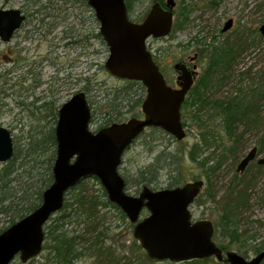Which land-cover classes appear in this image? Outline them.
<instances>
[{"label":"rangeland","instance_id":"rangeland-1","mask_svg":"<svg viewBox=\"0 0 264 264\" xmlns=\"http://www.w3.org/2000/svg\"><path fill=\"white\" fill-rule=\"evenodd\" d=\"M155 1L126 0L130 19L143 20ZM175 1L172 33L161 39L151 37L147 42L161 72L172 86L179 75L174 68L176 63L198 65L196 83L181 111L187 137L176 141L161 128L147 129L126 149L120 171L130 182L126 190L137 195L144 186H150L145 180L137 183V175L155 162L158 153L168 149L176 155L179 149L183 150L179 169L185 183L200 179L205 182L190 208L193 220L214 222L215 242L221 248L222 244H231L229 248H223L224 252L233 250L251 258L257 255L254 248L264 241V169L259 168L257 159L243 173L237 172V168L254 147L258 148L259 158L264 156V35L260 31V25L264 23V0ZM161 2L165 4L168 0ZM1 8H20L27 15V21L12 41L4 42L0 38V126L11 131L13 143L24 154L23 166L11 184L15 189L11 191L32 186L33 192H37L41 179L48 178L45 175L47 164L43 162L57 150V146H50L41 155L32 148L31 141L35 145L34 142L56 126L49 113L39 109V105L53 100L59 107L72 95L85 91L93 109L90 130L98 131L105 126L103 113L109 110L104 96L110 98L114 92L128 94L116 104L122 118L129 119L135 111L140 116L143 100L136 101L145 98L147 88L144 85V91L141 82L130 83L108 71L105 63L110 55L109 46L97 34L101 24L87 0H0ZM229 19H233V24L223 31ZM226 44H231L236 54L230 71L225 73L226 79L218 83L215 81L218 74L214 73L211 83L201 86L200 79L211 66V55ZM195 58V63H190L189 60ZM67 78L69 82L65 85ZM200 93L203 94L201 97L207 98L201 110ZM229 102H237L238 113L244 112L243 119L232 122L233 135L229 134L226 114L222 110ZM204 138L207 139L205 143ZM235 143L237 146L232 147ZM199 145L202 149L198 147L200 152L194 160L189 152ZM55 155L56 158L57 153ZM174 161L176 163L177 159ZM4 164L0 162V172ZM172 168H176V164ZM174 175L160 169L158 181L151 187L168 188ZM243 182L249 184L251 201L241 217L240 237L232 243L225 231L228 227L225 228L223 222L226 224L227 221L224 207L233 185H243ZM105 192L97 177L85 178L67 192V208L52 216L53 219L63 213L69 215L58 233L65 232L76 238L83 252L71 264H223L213 257L190 263L187 261L194 259L157 262L149 258L133 235L135 225L127 216L123 217L120 208L107 202L108 193ZM88 201L96 205L89 204L95 219H89L86 214ZM9 202L6 200L5 205ZM1 211L0 233L11 222V212ZM142 213L143 217L148 215L147 210ZM218 230L220 233L216 232ZM99 232L104 236V242L90 250ZM45 239L44 244L49 245L50 237L46 235ZM48 251L44 248L40 256L33 258L34 264L44 262ZM31 263L16 258L12 264Z\"/></svg>","mask_w":264,"mask_h":264},{"label":"water","instance_id":"water-1","mask_svg":"<svg viewBox=\"0 0 264 264\" xmlns=\"http://www.w3.org/2000/svg\"><path fill=\"white\" fill-rule=\"evenodd\" d=\"M87 2L96 12L100 33L109 46L110 55L105 63L108 71L120 79L139 81L147 88L142 103L144 118L133 116L95 132L90 130L92 109L84 91L72 95L59 107L54 179L44 190L38 208L0 233V264H12L16 258L28 263L41 255L46 240L45 226L63 209L66 193L93 176L102 183L109 201L117 204L135 225L133 235L154 261L183 262L213 257L229 264H261L264 249L251 258L233 250L224 252L214 240V222L193 220L190 208L203 190V179L158 190L147 185L135 196L127 192V182L119 171L126 149L147 129L161 128L180 141L187 137L181 109L195 84L196 65L190 69L186 62L176 63L179 87H173L167 83L147 45L151 37L161 39L172 33L176 1L168 0L167 8L161 2L154 3L140 23L129 18L126 0ZM25 18L17 8H1V40L10 42ZM232 24L233 19L227 20L223 31ZM260 31L264 35V23ZM257 151L254 147L242 158L237 172L243 173L255 159L264 166V156L259 158ZM13 157V135L7 127L0 126V162L7 163ZM144 209L148 215L143 217Z\"/></svg>","mask_w":264,"mask_h":264},{"label":"trees","instance_id":"trees-1","mask_svg":"<svg viewBox=\"0 0 264 264\" xmlns=\"http://www.w3.org/2000/svg\"><path fill=\"white\" fill-rule=\"evenodd\" d=\"M97 34L101 38L103 37L102 33L97 32ZM232 47L233 46H231V44H226L220 49L217 48L216 52H214V54L211 55V58H210V60L212 61L210 64L211 66L206 70V73L202 77V79H200L201 86L206 87L207 85H209L213 79V76H215L214 73L218 74L217 78L215 79V81H218V83H222L226 79L225 73L230 71L233 61L235 60L234 57L236 56V54L234 53V49H232ZM214 70H216L217 72H215ZM128 82L140 83L139 81H135V80H132V81L128 80ZM142 88H144L143 90L145 91L144 85H142ZM202 95L203 94L200 95V99L198 103L200 110H201V107L204 106L205 102H207V98L201 97ZM104 97H106L104 98L106 99V103H107L106 105L107 106L109 105L108 106L109 110L103 113L104 119H106V122L104 124L105 126L111 125L113 122H123L124 120L128 119V118L127 119L122 118L120 107L119 105L116 104V102H118L119 100L122 101V99L128 97V94L126 93L120 94L119 92H114L110 98L107 96H104ZM142 100H144L143 97L136 102H141ZM233 101H236V100H233ZM54 102L55 101L53 100H46L41 105H39V109L49 113V115L51 116L50 118H52V121L57 124L59 107L55 106ZM186 102H187V99L185 103ZM89 103L91 106V101ZM185 103H184V106L186 105ZM231 105H232V108H230ZM237 105H238L237 102L236 103L234 102L225 103L222 109L223 112L226 114L225 115V118H227L226 124H228L227 125L228 131H229V134L231 135H233L232 127L234 124L232 122H235V121H238L244 118L243 117L244 112L238 113ZM91 109H92V106H91ZM133 116H139L138 112L135 111L133 115L130 116V118H132ZM55 128L56 126L51 127L48 130V133L44 135L42 139L39 138L37 142H34L35 145H33V141H31L32 148L35 149L36 151L38 150V152H40L41 155H44V152L48 151L50 146L56 147L57 142H56ZM173 138L176 140L175 137ZM205 142H207L206 138L203 139V143ZM235 146H237L236 143L232 147H235ZM198 147H199V150L202 149V147L199 145L190 150L189 152L190 158L194 160L197 159V156L199 155V152H200L198 150ZM55 154L56 153H54L53 151L50 159L43 162L47 164L45 175H48V178L41 179L42 183L40 184V189L37 192H33L32 186L30 188L29 187L21 188L13 192L14 190L11 191V189H15V187L12 186L11 184L14 180L17 179L16 176L19 170L21 169V167L23 166L22 165L23 162L21 159H23V156H24V154H22L21 149L18 146L16 147L14 144V157L3 165L4 167L2 168L0 172V204L2 205L0 209L2 210L1 212L7 213V214L11 212V218H10L11 222L8 227H10V225H12L13 223L19 221L20 218L30 214L33 210L38 208V206L41 204L42 199H43L42 194L44 190L47 189L49 186H51V183L54 179V174H52V172H53L54 161L56 159ZM182 154H184V151L181 149H179L176 152V155L173 154V152L168 151V149H164L163 151H161L160 153L156 155L155 162H153L151 165H148L144 170H141L138 173L137 180H136L137 183L143 182V180H145V181H148L151 187V185H153L154 183H157L158 181L157 176H158V172L160 171V169H166L170 173V175L175 173L174 176H171L172 182L169 183L168 188L177 187L181 184H184L185 181L183 177L181 176V173H180L181 170L179 169L181 166V162H182V159H180V156H182ZM174 158L177 159L176 163L174 161ZM175 164H176V168H172V166ZM258 166L259 168L264 169V166L259 165V164ZM123 178L125 179V182H127V186H126V189H127L128 186L130 185V182L128 181L126 175L125 176L123 175ZM235 186L236 185H233V188L231 189L228 197L226 198L227 199L225 203L226 206L224 207L225 208L224 218L227 220L226 224H225V221H223L225 228L228 227L226 228L225 231H227V235L231 238L230 242L232 241V243L235 242V240L240 237V232L238 229H239V225L242 220L241 217L243 213L245 212V210L249 209V205L251 201L250 195L248 193V189L250 187L247 182H243V185L241 184L239 186H236L238 188H235ZM151 188L154 190H157L154 187H151ZM19 192L21 193L19 194ZM8 199L10 200V202H9V205L6 206L5 201ZM107 202L114 205V207L120 208L117 204H114L110 202L109 200H107ZM89 204L92 205L90 202L88 203V207L86 206L87 207L86 211L88 210V212H86V214L89 219H95V216H96L94 214L95 212L93 211V207H90ZM63 206L64 207L61 210V212H63V210L67 208L66 203H64ZM92 206H96V205H92ZM121 214L123 215V217H126V214H124L122 210H121ZM68 216H69L68 214L63 213L58 217H55L53 219L51 218L50 219L51 222L49 224L48 223L46 224L45 226L46 235L50 237L51 242L49 243V245H45V244L43 245V249L47 248L49 249V251H48V254H46L44 257L45 261L39 262L38 264H71L78 257L83 255V252L79 248V244L77 243L76 238L69 237L68 234H66L65 232L62 234L58 233V231L61 230V228L63 227L64 223L69 219ZM95 228H87V229L94 230ZM217 228H220V225H217ZM216 232L220 233L219 230ZM101 235H102L101 232H99L96 235V240L90 246L89 248L90 250L97 246H102L104 242L103 240L104 236H101ZM105 238H107V236H105ZM230 245L231 244L228 243L225 245L222 244L221 246L224 249L225 248L227 249L230 247ZM262 249H264V241L261 242L260 245L255 247L253 251H255V253L257 254V252H260V250ZM100 250L101 249L99 248V251L98 250L97 251L100 252ZM244 256L246 257V255ZM208 260H210V258H204L202 261H208ZM197 261L198 260L194 259L193 261H187V262L190 263V262H197ZM30 262H32L31 264H34L36 261L35 259H33V260H30ZM222 263L228 264L226 261ZM261 264H264V260Z\"/></svg>","mask_w":264,"mask_h":264},{"label":"flooded vegetation","instance_id":"flooded-vegetation-1","mask_svg":"<svg viewBox=\"0 0 264 264\" xmlns=\"http://www.w3.org/2000/svg\"><path fill=\"white\" fill-rule=\"evenodd\" d=\"M156 2H159V3H160L161 0H157V1H155V3H156ZM161 4H162V2H161ZM162 5H164V6H163L164 8H167V7H166V6H167V3H165V4L163 3ZM5 9H9V8H5ZM17 9H19V10L21 11L22 14L26 15L25 10H23V9L21 10L20 8H17ZM129 18H130V16H129ZM26 21H27V15H26L25 20L22 22V25H23V23L26 22ZM132 21H135V20H132ZM140 21H142V20H140ZM140 21H135V22L140 23ZM22 25H21V26H22ZM21 28H22V27H21ZM21 28H20V29H21ZM20 29H18L17 31H19ZM17 31H16V32H17ZM16 32H15V33H16ZM15 33H14V35H15ZM14 35H13V36H14ZM13 36H12V37H13ZM68 36H69V35H68ZM13 38H14V37H13ZM13 38H12V39H13ZM102 38L104 39V37H102ZM11 41H12V40H11ZM147 41H148V40H147ZM70 44H71V43L68 44L69 47L71 46ZM147 45H148V43H147ZM65 47H66V46H65ZM148 49H149V48H148ZM152 53H153V52H152ZM154 56H155V54L153 53V58H154ZM9 59H10V58H9ZM154 60H155V58H154ZM195 60H196V58H195V59H190L189 61H190V63H195ZM155 61H156V60H155ZM186 64H187V66H188L190 69H194V67H195V65H196V71H197V68H198L197 63H195V64H189L188 62H186ZM71 76H72V75L70 74V78H72ZM68 82H69V78H67V79L65 80V85H68ZM71 83L73 84V81H72ZM167 83H168V82H167ZM175 83H176V81H175ZM178 86H179L178 83H176L175 86H173V87H178ZM84 92H85V91H84ZM187 94H189V92H188ZM86 95H87V94H86ZM68 99H69V98H68ZM186 99H187V97H186ZM185 101H186V100H185ZM185 101H184V103H185ZM184 103H183V106H184ZM61 105H62V104H61ZM141 106H142V105H141ZM183 106H182V109H183ZM59 107H60V106H59ZM58 109H59V108H58ZM58 113H59V112H58ZM136 117L144 118V114H143V112L141 111L140 116H136ZM57 118H58V117H57ZM57 123H58V121H57ZM138 138H139V137H138ZM136 139H137V138H136ZM136 139H135V140H136ZM257 160H258V159H257ZM139 193H140V192H139ZM139 193H137V195H138ZM133 195H134V194H133ZM137 195H135V196H137ZM144 210H146V209H144Z\"/></svg>","mask_w":264,"mask_h":264}]
</instances>
